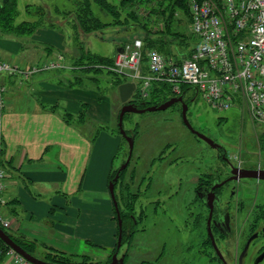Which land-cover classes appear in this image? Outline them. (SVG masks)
Returning a JSON list of instances; mask_svg holds the SVG:
<instances>
[{
	"label": "crops",
	"instance_id": "crops-1",
	"mask_svg": "<svg viewBox=\"0 0 264 264\" xmlns=\"http://www.w3.org/2000/svg\"><path fill=\"white\" fill-rule=\"evenodd\" d=\"M70 36L65 30L40 28L27 45L0 37L1 58L29 72L0 77L7 88L2 142L8 177L2 209L12 221L8 230L35 243L34 255L59 252L81 261L92 256L89 246L108 256L118 244L109 183L123 142L106 126H111L121 98L112 80L103 89L95 86L92 75H83L92 85L78 80L82 72L71 64L76 57L69 54ZM52 60L63 67L30 72ZM162 219L159 224L154 220L152 245H144L140 230L136 233L127 255L136 264H184L190 248L180 235L176 238L174 221ZM136 243L140 247L135 251L140 250L134 252ZM10 259L2 256L0 264H13Z\"/></svg>",
	"mask_w": 264,
	"mask_h": 264
},
{
	"label": "rangeland",
	"instance_id": "rangeland-1",
	"mask_svg": "<svg viewBox=\"0 0 264 264\" xmlns=\"http://www.w3.org/2000/svg\"><path fill=\"white\" fill-rule=\"evenodd\" d=\"M33 2L42 3L41 5L47 11L56 13L57 16H52L51 20L55 22L54 24L57 28L44 27V29L52 28L59 32L65 30L70 33L71 36L69 39L73 45L69 48V54H73L76 58L80 53L81 44L84 45V48L86 47L92 52L113 56L122 43L132 38H141L145 34V31L137 25L127 26L121 24H111L104 28L102 33L99 30L90 33L85 32L78 26L76 14L74 13L75 6L68 0H19V8L23 10L26 3ZM94 9L98 15H101V18L107 22L111 21V16L101 13L96 5H94ZM22 16L17 22L23 19ZM180 18V30L187 39L188 45H196L197 40L190 32L189 19L185 16H181ZM0 37L12 38L4 37L1 34ZM174 43L176 47L173 48L172 46V51L175 50L179 56L185 57L189 49L182 46L178 47L179 40H175ZM76 58L74 59L77 61L78 58ZM67 68V72L71 73L69 67ZM70 69L72 70L73 68L70 67ZM80 72L82 73H78V75L82 77L85 74L92 75V77L96 76L94 77L97 79L95 86H99L101 89L106 88L107 80L110 82L111 80L113 81V74L107 73L106 71L85 72L84 70H80ZM86 78L84 77L83 84L92 85L90 82H87L89 80L86 81ZM111 86L112 84H110V89ZM114 86L118 90V86ZM193 91V89L188 87L185 90L186 96L184 97V101L189 106L187 112L188 119L193 127L220 144L223 148V155L221 156L226 155L229 163L231 162L230 164L233 163L236 165L241 162L242 165L246 166L256 167L257 165H261L264 167V126L257 123L250 116L246 105L241 103L239 108L217 111L205 103L199 95H194ZM175 96L177 97V95L173 94L171 98ZM152 105L154 104L149 106ZM122 106L123 103L121 100L117 99L116 115L111 120V126H106L113 134L119 137L122 134L118 126V116ZM124 128L130 133L128 135L135 137V144L129 168L121 176L115 193L119 204L123 208L130 209L136 216H138L141 206L146 205V201L140 199V197L131 195V192L137 190L141 193L140 190L143 186H140V184L144 175L151 177L152 186L148 194L153 193V199L159 198L163 200L169 198L170 194H173L177 187L182 189L189 183H194L195 185L196 179L198 178L196 172L199 167H204L203 159L207 160L206 169L211 172L212 178L223 179L230 175L229 164L218 155L217 148H213L204 140L199 139V137L195 136L185 127L182 121V109L179 104L174 105L170 109L168 108V111L130 112L124 119ZM122 142L120 153L117 157L120 159L118 160L117 168H120L129 156V144L123 136ZM161 149L164 150L162 155L159 154ZM228 189L229 186L225 188V195L220 204L217 205V209L219 215L224 214L223 211L225 209L232 213V234L224 236L221 232L215 230L214 235L221 252L225 254L230 264H235L239 250L237 232L241 220L244 223L246 221L251 226L252 217L250 212L255 206L259 210L257 211L258 218L254 220H257L260 225L264 223V180L259 181L254 178H247L243 184L237 186V196L234 198L229 195ZM126 195L131 199V207L127 205L128 198ZM172 201L173 199H171ZM238 205L242 207L240 212L238 211ZM171 206L172 203L170 204ZM137 218L139 222L138 224L135 222L136 224L134 223V226L136 225V228L138 227L137 233H139L144 223L141 222L140 216ZM177 221L180 224L179 235L184 244L190 248L187 250L184 264H222L211 245L206 248L205 254L207 255L201 252L202 249L199 245L202 242V238L197 231L190 228L192 226L191 222H189V225H185L181 221L179 223V219ZM148 225L150 226V223ZM203 231L206 232L205 226ZM138 235H133L130 243L122 247L119 252V257L127 251ZM261 242H258L257 246ZM138 246L140 247L139 243L134 245V252L140 250L139 248L135 251V248H138ZM87 250L93 256H88L92 263H108L112 258V256L110 257L111 253L106 256L104 253L105 250L100 247L89 246ZM143 250L145 249L143 248ZM126 263L136 264V259L132 261L127 256ZM249 264L252 263L250 262Z\"/></svg>",
	"mask_w": 264,
	"mask_h": 264
},
{
	"label": "built area",
	"instance_id": "built-area-1",
	"mask_svg": "<svg viewBox=\"0 0 264 264\" xmlns=\"http://www.w3.org/2000/svg\"><path fill=\"white\" fill-rule=\"evenodd\" d=\"M190 32L197 40L190 55H167L157 49L144 54L141 38H132L118 52L110 70L134 82V95L150 97L154 83L167 84L172 94L189 87L211 108L227 111L244 103L250 116L264 126V0H189ZM146 55V56H145ZM58 60L42 62L32 72L61 68ZM26 75V69L0 56L2 73ZM7 88L0 81V225L12 228L2 204L8 172L4 165L2 117ZM13 264H33L14 249L6 252Z\"/></svg>",
	"mask_w": 264,
	"mask_h": 264
},
{
	"label": "trees",
	"instance_id": "trees-1",
	"mask_svg": "<svg viewBox=\"0 0 264 264\" xmlns=\"http://www.w3.org/2000/svg\"><path fill=\"white\" fill-rule=\"evenodd\" d=\"M75 6L76 21L80 29L85 32H95L99 30L101 33L103 29L111 24H121L127 26L137 25L145 31V34L141 39L144 42V54L149 49H157L167 55H173L171 47L175 45L174 41L179 40V46L189 49L187 39L183 32L180 30V17L185 16L190 21L189 0H68ZM42 3H26L24 9L19 8V0H0V34L4 37H12L21 40L25 45L31 42V36L39 28L55 27V22L52 16L56 17V13L47 11ZM94 5L100 9L101 13L111 16V21L107 22L101 15L95 12ZM63 9V8H62ZM23 15V16H22ZM23 19L17 22L20 17ZM26 17V18H24ZM143 20V21H142ZM131 40V39H129ZM128 40V41H129ZM128 41L122 43V48ZM119 50L115 53H118ZM115 55L108 56L99 53L92 52L91 50L84 48V45L80 46V53L77 61L74 60L71 63L78 71L84 70L90 71H106L113 74V81L116 86H119L125 82V78L121 75L113 72L108 66L114 64ZM190 55V51L187 52V56ZM146 56V55H145ZM75 69H72L74 71ZM85 77V76H84ZM84 77L79 76V81H84ZM96 77V76H94ZM82 79V80H81ZM186 87L185 89H187ZM173 96L170 87L165 83H154L151 89L150 99L140 100L137 99L136 94L134 100L131 102L137 103L139 107H146L151 104L160 105L166 102ZM128 114V113H127ZM125 114V117L126 115ZM124 117V119H125ZM127 131V134H130ZM133 157V155H132ZM131 157V159H132ZM131 162V160H130ZM129 162V163H130ZM129 165V164H128ZM127 165V166H128ZM119 168L114 169L110 176V181L114 179ZM125 171V168L120 171V179ZM120 179L115 182L118 185ZM122 247L130 243L131 235L137 231L136 227H131V220L128 219L127 214L122 215ZM1 226V225H0ZM18 244L25 248L28 252H34V242L25 240L24 238L15 237L14 234L1 226ZM120 234V228H119ZM10 247L0 239V257L5 256L7 250ZM117 247L111 252L110 257L117 251ZM118 252V253H119ZM125 255V262L127 260ZM43 259L48 261L57 262L60 264H96L90 261L88 256H83L81 261H74L71 257L66 256L59 252H50L44 255ZM98 264H107L98 263ZM137 264H150L149 262H139Z\"/></svg>",
	"mask_w": 264,
	"mask_h": 264
},
{
	"label": "flooded vegetation",
	"instance_id": "flooded-vegetation-1",
	"mask_svg": "<svg viewBox=\"0 0 264 264\" xmlns=\"http://www.w3.org/2000/svg\"><path fill=\"white\" fill-rule=\"evenodd\" d=\"M194 95H197V93L194 92ZM178 104L181 106V109H182L183 108L182 103H175L168 108L170 109L174 105H178ZM141 108H145V107H141ZM168 108L165 109V111H168ZM182 121H183V117H182ZM183 124H184V121H183ZM185 127L188 130H190L186 125ZM194 135L197 136L196 134ZM222 149H223L222 146L217 148L219 152L218 153L219 156L223 155ZM163 153H164V150L161 149L159 151V154L162 155ZM221 158L227 164H229L228 166L230 168V175H228L226 178L216 179L213 177L214 178L213 179L211 177V172L209 170L207 171L206 169L207 160L203 159L204 167L198 168L196 172V174L198 175V178L196 179L195 185L194 183L193 184L189 183L186 187L182 189H179V187H177L174 193L170 194V197L164 200L159 199V198L153 199L152 198L153 193L148 194L150 191V187L152 186L151 177L144 175V177L142 178V182L140 184V186H143L142 189L140 190L141 193L138 192L137 190L134 192H131V195L140 197V199L146 201V205L141 206L139 210V214H138V216H140L141 218V222L144 223L142 229L140 230L143 236L142 241L144 242V245L148 247L150 244L152 245L154 243V240L152 239L154 220H158L157 222L159 224V221L163 220L162 218H167L168 221L173 220L175 222L173 223V226L175 227L172 229H175V232L177 233L176 238H179L178 231L180 230V224H178L177 219H179V223L182 222L185 225H189V222H191L192 226L190 228L192 230L194 229L195 231H197L199 233V236H201L202 238L201 240L202 242H200L199 247L202 249L201 252H203V254L206 253L207 247H210V245L213 247L212 239L209 233V221L210 220H211L210 227L213 231V235H214V232H216L215 230H217L218 232H221L224 236H229L232 234V222H233L232 213H230L228 210L225 209L223 211L224 214L219 215L217 205L220 204L222 198L224 197L226 187L229 186V189H228L229 195L234 198L235 196H237V186H240L241 184H243L244 181L247 180V178H241L239 180H234V179L229 180L231 177L234 176L231 169L232 167H239L241 169L264 168V167L261 165H257L256 167L246 166V165H242L241 162L237 163L236 165L233 163L230 164L231 162L229 163V159L227 158L226 155L221 156ZM200 165H201V162H200ZM128 168H129V165L125 168V171ZM119 179H120V176H119ZM128 187H130V185H128ZM211 191L215 192V194L217 195V199L215 200V203H214L213 213L211 212L210 203H209L211 202V197H212L210 193ZM160 194H161V190H160ZM126 197L128 198L127 205L131 207L130 205L131 199H129L128 195H126ZM171 199H173L172 202H171ZM117 201H118V207H119V212L121 214V217L123 214H127L128 219L131 220L133 224L132 225L130 223V226L136 227V225L134 226V223L136 222L138 224L139 222L137 218L138 216H136L130 209L123 208V206L119 204L118 199ZM175 201L177 205L181 204V207L179 209H177ZM171 203H172V206L170 207ZM195 206H196V209H195ZM172 207L175 208L174 212L172 211ZM241 210H242V207L238 205V211L240 212ZM258 210L259 208L254 206L250 212V215L252 217L251 226H249V224H247L246 221L245 223L242 220L240 222L239 230L237 232L239 250L237 252L238 256H237V261L235 262V264H249L250 262L252 264L264 263V259L258 261L259 256L264 253V240H261V239H264V223L260 225V223H258L257 220H254L255 218L256 219L258 218V214H257ZM115 211H116V207H115ZM116 215H117V211H116ZM149 223H150V226L148 225ZM204 226L206 227V232L203 231ZM183 227L185 228V226ZM136 233L137 231L132 233L131 238ZM159 236L160 237L162 236V232H160ZM214 238L216 241L215 235H214ZM260 241H262L261 244L257 246L258 242ZM216 244H217V241H216ZM130 246L127 249V251L124 252L125 255L128 254L130 250ZM221 253L224 257V260L219 258V256L216 254L218 259L221 261V263L230 264L229 260L225 257V254L223 252Z\"/></svg>",
	"mask_w": 264,
	"mask_h": 264
},
{
	"label": "water",
	"instance_id": "water-1",
	"mask_svg": "<svg viewBox=\"0 0 264 264\" xmlns=\"http://www.w3.org/2000/svg\"><path fill=\"white\" fill-rule=\"evenodd\" d=\"M119 51H122V48H120ZM135 87H136L135 83L130 82V81L123 82L122 84L119 85V94H120L121 101L123 102V106H122V108L120 110V114H119V129H120L122 136L127 140L128 144H129V156H128L126 162L119 168L114 179L111 180L109 183V190H110L111 197L113 199V202H114V205H115L116 211H117V220L119 223L120 234L118 236V244H117L118 250L112 255L111 260L107 264H127L125 262V254L123 253L119 257V253H118L119 249L122 246V232H121V230H122V226H123V220H122L121 214L119 212L118 201H117L116 193H115V182L119 179L120 171L122 169L126 168L127 165L129 164L131 157H132V154H133L134 144H135V137L128 135L126 129L124 128L125 114L130 113V112L144 113L147 111L165 110L175 103H182L183 121H184V124L190 129V131L192 133L196 134L199 138L204 140L206 143H208L213 148L221 147V145L216 143L212 138L208 137L205 134H202L201 132H199L198 130H196L193 127V125L191 124V122L188 119L187 112H188L189 106L184 101V95L172 97L160 105H152V106H147L145 108H141L138 106V104L131 102V99L134 95ZM231 171H232L234 176L231 177L229 180H232V179L239 180L241 178H254V179H257L259 181L264 180V168H244V169H241L239 167H232ZM210 193H211L212 197H211V202H209V203H210L211 212L213 213L214 203H215V200L217 199V195L213 191H211ZM212 213H211V215H212ZM210 222H211V220L209 221V233H210V236L212 239L213 247L216 251V254L219 256V258L224 260V257H223L220 249L218 248V246L216 244V241H215V238L213 235V231L210 227ZM0 239L2 241H4L10 248L14 249L16 252L21 254L23 257H25L27 260H29L33 264H60L57 262L48 261V260L39 258L36 255L28 252L25 248H23L20 244H18L1 226H0ZM262 259H264V253L259 256L258 261H260Z\"/></svg>",
	"mask_w": 264,
	"mask_h": 264
}]
</instances>
